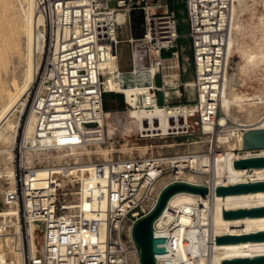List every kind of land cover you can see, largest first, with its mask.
I'll use <instances>...</instances> for the list:
<instances>
[{
  "label": "built area",
  "instance_id": "built-area-1",
  "mask_svg": "<svg viewBox=\"0 0 264 264\" xmlns=\"http://www.w3.org/2000/svg\"><path fill=\"white\" fill-rule=\"evenodd\" d=\"M110 2L115 5L110 7ZM182 2L188 24L186 38L191 51L194 93L186 104H173L166 91H172L178 98L183 95L179 83H172H177L179 78L184 50L177 43L180 34L176 8H170L164 0H35L37 11L45 17V23L36 27V40L39 36L44 52L37 87L28 97L27 107L34 116L33 136L39 140V150L103 143L102 96L106 91L100 62L103 54L119 61L118 49L123 41L132 49L131 69L115 71L116 76L150 73L151 68L155 69L150 79L131 83L136 90L131 96L126 97L124 93L129 108L150 113L157 106H193L196 126L202 133L205 125L222 130L223 125L215 121L221 114V89L229 66L226 43L231 0ZM117 12L125 15L124 24L129 29L123 39L118 35L122 23L116 21ZM136 20L141 21V26L137 27ZM134 27L140 33L134 34ZM163 51L169 54L163 56ZM169 70L172 74L167 73ZM157 76L160 83L156 82ZM168 76L174 77L171 83L165 80ZM44 80L48 85L38 91ZM158 92L163 93V104L157 102ZM170 122L173 127L167 135L189 133L183 116H173ZM48 140L55 143L43 144ZM192 154L102 161L105 162V173H102L105 183L98 187L86 186L80 179L70 181V169L83 163L69 159L50 165L60 167V179L53 177L51 186L33 189L26 182L30 166L21 162L14 184L3 191L2 202L18 207L19 222L22 216L24 264H132L131 255L136 256L139 264L133 226L155 209L166 188L155 193L156 182L162 175H174L175 183L186 182L178 178L173 161ZM182 169L189 170L188 166ZM84 189L89 193L87 207L80 199ZM167 202L168 199L165 205ZM30 221L40 226L41 239L36 253L30 248ZM155 221L156 218L151 223L152 231ZM9 228V223L3 221L0 234Z\"/></svg>",
  "mask_w": 264,
  "mask_h": 264
},
{
  "label": "bare ground",
  "instance_id": "bare-ground-1",
  "mask_svg": "<svg viewBox=\"0 0 264 264\" xmlns=\"http://www.w3.org/2000/svg\"><path fill=\"white\" fill-rule=\"evenodd\" d=\"M23 1L33 13L32 17L29 16L26 19L28 21L26 33L28 40L31 41L29 43L28 55L30 54L29 57H31L30 65L34 66L32 78L26 80L23 88L24 90L26 89L27 94L29 88L37 80L42 65L44 43L41 42L39 36L36 40V27L45 23V17L37 11L35 0ZM235 1L236 0H231L229 33L226 43L227 54L230 52V44L232 43V31L237 27V22L234 20L237 16L238 9L235 5ZM10 10L12 9L10 8ZM27 15L28 14H26V16ZM115 18L118 23L122 24H124L126 20L122 12H117ZM259 20L262 21L261 18ZM261 24L263 25V23ZM12 26V30L17 28V19ZM262 31L264 42V28ZM9 32H11V30ZM246 56L247 61L244 59L243 61H238L235 67L232 65L230 71L227 69L223 78L220 109L223 111L224 115L221 113L217 122L215 121L216 124L220 126L223 125L222 130L218 131L215 130L214 126L205 125L203 127V137L193 141L188 149L189 152L187 153L194 154L184 155L173 161V164L177 167L176 174L178 178L186 180L183 184H185L187 188L173 193L168 198V202L163 207L160 214L156 217L154 231L152 232L153 238L155 239L154 260H156L157 264H221V261L224 259L264 255V241L241 242L237 244L215 243V236L217 235H242L249 232L264 230V216H248L236 219H223L222 217V208L228 211L231 209L237 210L240 208L264 206L263 191L224 195L223 200L222 196H217L215 193L216 186H227L229 184L245 183L248 181H264V167L250 169L244 167L235 169L233 167V161L235 160L254 156H264V148L244 149L242 147L243 130L247 131L252 128H264V96H257L256 94V96L248 95L241 88L244 84V79L241 74L245 66L251 63L254 65L258 62L257 55L246 52ZM32 57H34V59H32ZM248 62L251 63L248 64ZM100 69L101 73L104 75V90L106 92H122L126 94V97L131 96L132 92H136L131 84L132 82L148 80L151 77V73L155 71L154 68H151L150 73L140 72L132 76L123 73L122 75L116 76L115 71L120 70L119 61L110 54H103L102 61L100 62ZM108 73L111 74L109 75ZM126 80L128 81L126 82ZM165 80L167 83H171V81ZM47 85V80H44L40 83L38 91L44 90ZM186 86L191 90V97L189 98H193L194 91L192 81L186 83ZM237 86H239V88ZM169 94V90L166 91L168 98L170 97ZM28 97L29 96L25 97L24 95L19 96L14 103L8 106L5 105V112L0 116V152H4L8 159L13 158L12 150L21 126L22 115L27 108ZM194 110L193 106L190 107L187 105H181L179 108L171 106L163 108L162 106H157L150 113L129 108L127 116L130 118V120L128 119L129 124H134L135 128L142 132V136L152 137L160 135V138H164L170 132V128L173 127L170 122V118L173 116L175 118L183 116L184 122L188 125V128L193 130L196 126ZM28 115L24 137L22 138L23 145L26 150H30V148L39 150V140L35 139L33 136L34 116L31 112ZM104 116L106 117V113ZM104 124L105 122L103 121V125ZM132 128L128 126L124 130L130 134ZM106 135L105 131L103 142L105 141ZM109 136L110 135L107 137L109 138ZM54 143L53 140L43 142V144ZM91 144L100 143L92 142ZM111 146L88 148L82 145L80 146L81 148H79L76 145H70L65 155H80L82 153L87 155L100 154L104 159L103 161H108L111 160L109 158V151L113 152L115 150ZM161 146L171 147L172 145L168 144ZM145 147L146 146L139 148L144 150ZM203 148H205L206 153ZM190 149L193 151L190 152ZM208 151L214 153L208 154ZM98 166H100V168H98ZM186 166L189 168L188 171L182 169ZM59 168V166H51L41 169H29L28 172H26V182L33 189L49 187L53 184V177H55V180L60 179ZM99 170L102 171L101 174L105 173V162H88L75 165L70 169L69 180L74 182L79 179L77 176V171H79L83 175L80 180L85 182L86 186L87 184H91L92 187L103 186L105 180L102 178L103 176L98 177L101 176L98 172ZM90 172H94L95 174H93L92 177L84 178L85 174ZM2 176L7 177L11 183L13 182L10 185L12 186L14 184L13 166H9L6 170L0 172V177ZM175 178L176 177L172 174L162 175L156 182L155 193H158L163 187L167 188L170 185L176 184L173 182ZM205 183H207L206 186L204 185ZM196 188H206V190L203 191ZM88 195V189H84L80 199L85 207L88 206ZM104 205V199L102 197L100 206L103 208ZM174 208H178V211ZM18 215L19 209L17 206L15 207L12 205L6 208H0V224L4 221L5 223L8 222L10 226L6 233L0 234V264H24V253L22 250L23 233L20 230L21 227L19 224L16 223ZM39 230L40 226L30 221L28 233L30 235V248L32 253H36L39 249L38 242H40L41 239V234L38 232ZM3 244L6 250L13 248L11 254L4 252V249H2ZM11 255H13V258ZM138 257L139 264H141L140 252ZM131 263L138 264L135 255H131Z\"/></svg>",
  "mask_w": 264,
  "mask_h": 264
},
{
  "label": "rangeland",
  "instance_id": "rangeland-1",
  "mask_svg": "<svg viewBox=\"0 0 264 264\" xmlns=\"http://www.w3.org/2000/svg\"><path fill=\"white\" fill-rule=\"evenodd\" d=\"M166 3L172 4L170 8H176L177 10V30L180 34L178 40V46L183 50V57L180 58V75L179 81L183 82L185 85L182 86L185 95L181 98V104H186L185 100L191 97V90L186 86L187 81L191 82L193 75V68L191 65V54L189 40L186 38L188 32V24L186 22L185 7L182 0H164ZM173 1V2H172ZM240 1V4H239ZM236 0L235 5L237 6V16L234 20L237 22L236 26L232 31L230 44L229 66L228 71L232 65L238 61H247L246 52L253 53L257 55L258 62L253 65H246L243 73L241 74L244 79V84L241 86L242 90L248 95L264 96V42H263V31L264 28V2L263 0ZM9 2V3H8ZM21 3V4H20ZM115 2H110L109 6L113 7ZM5 8V9H3ZM10 8L12 10H10ZM3 9V10H2ZM0 116L5 112L6 106L14 103L19 96L33 95L36 87L37 80L29 88L27 94L26 89L24 90L25 82L27 79L32 78V73L34 71V66L30 65V54L28 55L29 43L26 28L28 26L27 17L33 16L32 10L28 9V5L24 3L23 0H0ZM9 10V11H8ZM239 12V13H238ZM26 14H28L26 16ZM261 18L262 21L259 19ZM18 20V26L16 29L12 30V24L15 20ZM21 22V24H20ZM24 23V24H23ZM263 23V25L261 24ZM9 24V25H8ZM10 28V29H9ZM11 30V32H9ZM7 32V33H6ZM129 33L127 24H122L118 28V35L120 39L126 37ZM17 35V36H16ZM17 40V42H16ZM34 49V47H33ZM119 65L122 68H129L131 66V59L133 58L132 49L127 42L123 41L119 45ZM169 52L163 51V56L168 55ZM245 54V55H244ZM34 56V53H33ZM260 57V58H259ZM34 59V57H32ZM3 60V61H2ZM252 65V67H251ZM257 65V66H256ZM248 67V70H247ZM120 68V70H122ZM29 69V70H28ZM29 72V73H28ZM173 71L169 70L167 73L172 74ZM247 73V74H246ZM173 76H168L165 79L172 81ZM128 80H126L127 82ZM34 82V81H33ZM156 82L160 83L159 76L156 77ZM239 88V86H237ZM4 89V90H3ZM181 89V90H182ZM121 96V98H115L111 95H107L106 104L111 107L110 110L105 111L106 117L104 116V128L106 131L105 141L100 144H90L86 145L88 148L93 147H108L111 146L115 150L113 152L109 151L110 159H117L122 157H146V156H168L175 153L186 154L189 152V147L191 143L203 134L198 126H195L193 130H189L188 134L179 135H166L164 138H160V135L155 136H142V132L137 130L134 124H129L130 118L127 116V111L129 109L124 93L112 92ZM172 96V93L169 94ZM255 95V96H256ZM10 102H9V101ZM163 93H157L158 104L163 103ZM173 104H177V99L173 97ZM128 107V108H127ZM5 108V109H4ZM223 114V111L221 110ZM28 107L21 118V126L18 131L16 142L12 150V159H8L4 152H0V172L6 170L7 167L13 166L14 178L16 180V175L19 172L18 164L21 162L24 165L30 166V169H41L46 167H51V164L61 163L64 160L75 161L78 163H88V162H102L104 159L100 154H90L85 153L77 155H65L68 149H63L61 147H55L56 149H44L36 150L30 148L26 150L23 145V137L25 132V125L28 120ZM108 114V115H107ZM224 115V114H223ZM129 119V120H128ZM129 124V125H128ZM125 125V126H124ZM130 126L132 132L129 134L124 129ZM146 133V132H145ZM108 135L109 138L107 137ZM171 144V147L161 146ZM146 146L143 150L142 148ZM133 147V148H131ZM82 150V149H81ZM80 150V151H81ZM206 153L205 148H203ZM193 151V150H192ZM190 149V152H192ZM112 153V154H111ZM65 155V156H64ZM101 174V170L98 171ZM94 172L86 173L84 178L92 177ZM77 176L79 179L81 172L77 171ZM98 176V175H97ZM98 177H102L98 176ZM13 183V182H12ZM7 177H0V208H6L8 206L4 205L2 202V194L5 188L12 184ZM205 186L207 183L204 184ZM4 187V188H3ZM2 190V191H1ZM162 194V193H161ZM161 196V195H160ZM160 199V198H159ZM159 202V201H158ZM158 204V203H157ZM157 206V205H156ZM16 207V206H15ZM178 211V208H174ZM142 218V217H141ZM20 222L22 223V216H20ZM19 222V216L17 217L16 223ZM18 228V227H17ZM22 231V229L20 228ZM23 241H25V231L23 230ZM39 243V242H38ZM5 244V243H4ZM3 244L2 249L4 252L11 254L12 249L5 248ZM140 252V251H139ZM13 255H11L12 257ZM13 258V257H12Z\"/></svg>",
  "mask_w": 264,
  "mask_h": 264
},
{
  "label": "water",
  "instance_id": "water-1",
  "mask_svg": "<svg viewBox=\"0 0 264 264\" xmlns=\"http://www.w3.org/2000/svg\"><path fill=\"white\" fill-rule=\"evenodd\" d=\"M242 147L244 149H260L264 148V128H252L242 133ZM235 169L240 168H258L264 167V156H254L249 158H241L233 161ZM187 188L183 183H176L165 188L160 196L159 202L155 209L148 215L140 218L134 225L133 237L140 250L141 264H155L154 255L155 248L153 232L151 228L152 221L160 214L167 199L176 191ZM206 190V188H196ZM255 191L264 192V181L245 182L229 184L227 186H216L215 193L217 196L250 193ZM261 217L264 216V206L253 208H240L237 210H223V219H236L241 217ZM264 241V230L257 232H249L242 235H217L215 236L216 244H237L241 242ZM221 264H264V255L255 257H241L233 259H224Z\"/></svg>",
  "mask_w": 264,
  "mask_h": 264
},
{
  "label": "trees",
  "instance_id": "trees-1",
  "mask_svg": "<svg viewBox=\"0 0 264 264\" xmlns=\"http://www.w3.org/2000/svg\"><path fill=\"white\" fill-rule=\"evenodd\" d=\"M173 2V1H172ZM169 7H172V4H169ZM139 24V25H138ZM136 25L137 27L141 26V21L140 20H136ZM134 34H138L140 33V29H136V27H134ZM191 54V51H190ZM107 95H111L112 97L114 96L115 98H121V96H118V94L112 93V92H105L102 96V108L103 111H108L110 110L111 107H108V105L106 104V100H107Z\"/></svg>",
  "mask_w": 264,
  "mask_h": 264
},
{
  "label": "crops",
  "instance_id": "crops-1",
  "mask_svg": "<svg viewBox=\"0 0 264 264\" xmlns=\"http://www.w3.org/2000/svg\"><path fill=\"white\" fill-rule=\"evenodd\" d=\"M191 65H192V63H191ZM121 66V65H120ZM120 68H122V67H120ZM131 69V66L129 67V68H122V71H129ZM180 75V74H179ZM192 78H193V75H192ZM192 78H191V80H192ZM179 79V78H178ZM177 79V83L176 82H172L174 85H178V83H179V90L182 92V97L185 95V93L183 92V89H182V84H184L183 82H180L179 80ZM187 82H189V81H187ZM176 83V84H175ZM182 89V90H181ZM170 93H172V91L170 92ZM173 97H174V99L176 98L177 99V101H175V102H180L181 103V98H178V97H176V96H174V94L172 93V96H171V102L172 103H174V101L172 100L173 99ZM190 98H188V99H186L185 100V102H187L188 100H189ZM163 104V103H162Z\"/></svg>",
  "mask_w": 264,
  "mask_h": 264
}]
</instances>
